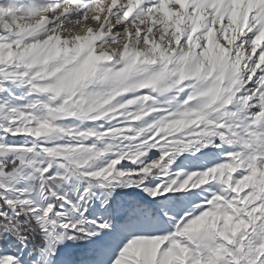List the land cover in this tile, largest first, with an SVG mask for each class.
I'll return each mask as SVG.
<instances>
[{
  "label": "snow or ice",
  "instance_id": "1",
  "mask_svg": "<svg viewBox=\"0 0 264 264\" xmlns=\"http://www.w3.org/2000/svg\"><path fill=\"white\" fill-rule=\"evenodd\" d=\"M0 264H264V0H0Z\"/></svg>",
  "mask_w": 264,
  "mask_h": 264
}]
</instances>
